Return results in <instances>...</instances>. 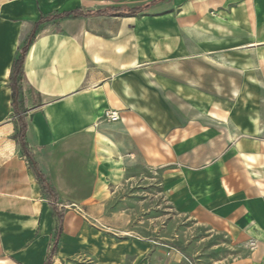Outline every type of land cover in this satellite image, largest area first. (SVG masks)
Masks as SVG:
<instances>
[{"label": "crops", "instance_id": "crops-1", "mask_svg": "<svg viewBox=\"0 0 264 264\" xmlns=\"http://www.w3.org/2000/svg\"><path fill=\"white\" fill-rule=\"evenodd\" d=\"M149 1L0 0V264H44L57 225L14 139L9 76L34 23ZM58 28L39 27L20 97L27 148L64 209L52 264H140L143 244L91 220L138 158L163 168L184 214L256 245L229 264H264V0H161Z\"/></svg>", "mask_w": 264, "mask_h": 264}, {"label": "rangeland", "instance_id": "rangeland-1", "mask_svg": "<svg viewBox=\"0 0 264 264\" xmlns=\"http://www.w3.org/2000/svg\"><path fill=\"white\" fill-rule=\"evenodd\" d=\"M162 176L163 168L134 159L123 182L91 220L116 239L143 244L140 264H229L248 254L250 245L232 244L225 233L184 214L169 199ZM81 261L95 264L88 256ZM123 264H132V258Z\"/></svg>", "mask_w": 264, "mask_h": 264}, {"label": "trees", "instance_id": "trees-1", "mask_svg": "<svg viewBox=\"0 0 264 264\" xmlns=\"http://www.w3.org/2000/svg\"><path fill=\"white\" fill-rule=\"evenodd\" d=\"M161 0H152L143 4L134 6H125L119 8H104L98 10H90L84 8H77L66 12H55L47 15H41L39 20L34 23L33 30L27 40L25 41L22 48L19 50L17 59L13 61L11 73L9 76V88L11 90V106H12V116L16 122V131L14 139L19 144L21 151L27 160L30 168L35 174L41 191L46 200L51 204L52 215L56 220V231L53 237V241L44 264H52L53 257L56 254L59 244V237L62 232V223L64 209H60L57 206V196L54 190L51 188L49 183L46 181L45 177L40 173L33 155L29 152L27 144L25 142V136L27 131V121L25 117V112L21 107V93H22V82H25L24 72H23V62L25 59L26 52L30 45L36 38L37 31L41 25H53L55 31H59L58 22L64 19H76V18H86L89 16H99V15H119V16H136L146 12L153 5L157 4ZM33 95L34 92L32 91ZM36 96V103H39V97Z\"/></svg>", "mask_w": 264, "mask_h": 264}, {"label": "built area", "instance_id": "built-area-1", "mask_svg": "<svg viewBox=\"0 0 264 264\" xmlns=\"http://www.w3.org/2000/svg\"><path fill=\"white\" fill-rule=\"evenodd\" d=\"M103 119L107 122H116L118 121L120 118H119V115L117 112H113V111H105L104 114H103ZM256 247V245L254 243H251L250 244V249L253 250L254 248Z\"/></svg>", "mask_w": 264, "mask_h": 264}]
</instances>
